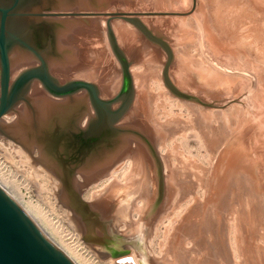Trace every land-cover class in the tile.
Listing matches in <instances>:
<instances>
[{
  "label": "rangeland",
  "instance_id": "rangeland-1",
  "mask_svg": "<svg viewBox=\"0 0 264 264\" xmlns=\"http://www.w3.org/2000/svg\"><path fill=\"white\" fill-rule=\"evenodd\" d=\"M100 1V4L97 5L98 10L119 8L129 11L176 13L171 16L145 20L160 21L161 27L154 26L158 30L161 29L157 32L169 42L172 48L173 61L169 70L171 81L180 92L195 96L199 101L182 99L172 94L164 85L162 72L166 55L162 49L156 48L154 45L152 47L158 50L161 59L158 58V61L156 59V66L153 65L154 68L157 67V72L154 75L156 79L147 77L149 82L147 91L150 89L156 95L158 86L163 85L172 100L190 106L194 105V109L206 112L209 117V128L205 129L206 126H203L207 136H205V140L208 139L205 144L204 141L191 133L188 134L189 137L188 135L184 137L185 140L180 135L172 136L170 134V136L166 135L163 137L164 139H160L150 114L151 120L149 119L148 124L151 128H155L152 131L160 144L162 153L170 156L171 167L180 172L184 166L181 164L183 159L187 161L193 157L198 165H202L206 170L213 174L216 172V176L218 175L220 184L213 183L217 184L213 186L211 202H216L219 194L222 196L219 205L215 207L214 211H210L211 214L204 219L205 221L200 218V215L197 218L194 214L189 221L186 214L190 213L188 210L194 205V202L192 203L193 195L185 196L188 189L178 192V188L174 187L175 191L172 192V197L169 199L166 176L165 201L167 199L166 206L170 211L167 210V207L166 212L162 210L163 214L158 222L150 227L151 235L147 245L153 257L152 264H157L155 257L162 259L165 255L170 261L182 259L185 251H187V258L198 257L201 260H204L205 255L209 253L212 264H264V0ZM123 2L126 7L122 6ZM92 4V7H88L95 9V4ZM116 6L117 8H114ZM78 8L84 10L86 7L81 4ZM117 21L128 24L121 19L114 20V23ZM95 23L94 18L87 19L86 23H80L85 26L84 30L78 31L77 34L74 32V35L71 32L59 35L58 52L61 57L64 51L71 47L69 41L73 40V43L77 41L76 49H72V52L67 54L62 62L49 61L51 72L60 81L71 75L75 77L84 72L91 77L87 79L88 81H99L106 88L110 83L118 84V62L109 45L106 18H103L101 23ZM116 28L117 23L114 30L118 33ZM128 37H130V33L125 34V32L118 37L121 45L123 40L126 41ZM140 42L135 43L142 46ZM143 42L149 44L145 40ZM149 45L151 46V44ZM125 48L128 47L125 46ZM67 51L70 52V50ZM132 56L135 57V55ZM82 57L83 60H81ZM12 61L14 78L23 68L34 64L33 62H19L17 55H13ZM74 64H80V66L74 69ZM69 65L70 67L73 65V67L70 68ZM139 66H142V63H136L132 70L141 68ZM111 75L114 76L110 78ZM37 86L39 87V84ZM44 94L45 91L41 98L44 97ZM147 97L149 94L143 93L140 100L146 113L150 112ZM175 112L178 113V110L175 109ZM182 112V118L187 119V112L185 110ZM165 121L163 119L162 122ZM209 131L210 133H208ZM0 143L11 151L8 150V153L7 150L0 148V170L4 171L3 173L9 180L16 185V192L18 196L20 194L19 198L24 202L28 201L37 205L58 230H62L64 233L65 229L71 230L68 225L69 221H65V217H63L60 202H57L53 196L54 190L48 186V190H50L48 192L42 185L43 182L33 179L29 166H25L21 157L15 154L16 149L22 148L1 136ZM22 151L24 152V149ZM24 153L25 159H28V154ZM183 174L179 175L187 178L185 174L190 173L185 171ZM225 175L231 179L229 180ZM182 176L179 178L183 179ZM215 186H217L216 189ZM221 189H223V194L220 193ZM203 191V187L201 189L198 186L196 189V195L202 201L205 199ZM174 200L179 202L176 208L171 204ZM55 203L56 205L53 207L52 204ZM181 220H185V224L190 225L189 228L186 225L185 228L179 226ZM215 243L219 244L220 249L216 247ZM220 253L223 254V257L220 256ZM91 255L99 264H110L111 260H114L113 258H101L92 253ZM211 260L209 261L211 262ZM129 264L132 263L129 262Z\"/></svg>",
  "mask_w": 264,
  "mask_h": 264
},
{
  "label": "flooded vegetation",
  "instance_id": "flooded-vegetation-1",
  "mask_svg": "<svg viewBox=\"0 0 264 264\" xmlns=\"http://www.w3.org/2000/svg\"><path fill=\"white\" fill-rule=\"evenodd\" d=\"M5 1H8L7 6H11L15 0ZM19 1L21 8L19 15L28 19L27 24L32 29L34 25H38L37 21L34 22V19L40 14H69L70 16L64 17V21L71 20L74 23H86L87 19L94 18L98 24L102 22L103 18H106L109 45L118 62V84L110 83L106 88L99 82L85 80L99 87L98 97L102 102L100 106L92 105L88 90L80 91L72 100L68 97L58 100L63 105L50 106L53 111L43 112L41 107L36 105L34 107L35 120L39 125L36 135L40 137L42 143L50 145L49 148L52 152L50 158L52 160L64 163L72 162L75 165L77 164L78 168L80 167L79 170L82 174L93 172L100 176L87 184L80 178V181L85 185L81 198L86 202V205H80L79 207V211L84 218L81 228L78 229V235L85 250L101 258H113L115 264H129V262L122 260L125 258L134 259L136 264H152V254L148 249L147 242L151 235L150 227L158 222L163 214L162 210L166 212L165 181L169 172L167 173L168 170H166L163 158L164 154L160 150V144L155 134L149 131L144 123L145 120L149 121L150 113L143 110L142 103V109L139 112L134 111L137 102L136 91L130 105H128L130 101L128 98L129 93L127 92L122 96L124 67H127L132 73L133 67L140 60L133 57L123 44L124 47L121 45L118 38L119 34L114 30L118 21L114 23V20L121 19L133 28L135 27L128 20H140L155 40L151 41L144 32L137 28L135 30L142 39L165 52L166 64L168 54L165 48L166 46L172 48L169 42L157 32L161 29L158 30L154 26L161 27L160 21L156 19L146 21L145 19L171 16L176 13L129 11L119 8L98 10L97 5L100 4V0H85L86 3L84 0H80L81 2L79 0H66L68 7L63 5L61 0ZM92 3L95 4V9L88 7H92ZM81 4L86 7L83 8L84 10L78 8ZM125 5L123 3L122 6L126 7ZM114 8H117V6ZM44 19L46 21H42V29H39L41 32L33 37L47 44L45 45L47 48L53 38H56L58 43L59 35H55L48 30L49 24H52L54 18L45 17ZM109 19H111L110 22L118 46L125 57L123 65L110 42L108 34ZM45 22L47 29H44ZM69 43L71 47H68L69 49H66L64 54H69L72 49H76L77 41L73 43V40H70ZM67 50H70V52ZM40 66V62L36 61L34 64L23 68L20 73ZM78 66L80 64H75L74 69ZM52 75L55 76L53 73ZM210 75L212 76V74ZM113 76L111 75L110 78ZM132 77L134 79L133 74ZM74 80H78V78L71 75L65 80L59 81L65 85ZM41 92L42 88L38 90L36 85L33 84L30 89V97L39 102V98L42 97ZM120 95L122 98H120ZM70 108L76 110L74 112L63 111ZM19 110L22 114L26 113V106H20ZM34 155L37 157L38 153L36 152ZM94 191L98 192V195L96 194L95 198H91ZM118 261L122 262L118 263Z\"/></svg>",
  "mask_w": 264,
  "mask_h": 264
},
{
  "label": "water",
  "instance_id": "water-1",
  "mask_svg": "<svg viewBox=\"0 0 264 264\" xmlns=\"http://www.w3.org/2000/svg\"><path fill=\"white\" fill-rule=\"evenodd\" d=\"M7 2L0 0V136L26 150L32 159L50 174L56 181L61 196L68 197L71 201L70 205L65 206L63 204L64 209L82 224L84 217L80 213L79 207L80 205H86V202L81 198L85 185L80 181V178L84 180V176L77 164L54 161L50 158L52 153L49 148L50 145L42 143L43 141L36 135L39 125L35 120L34 107L43 101L48 102L49 106H61L63 103L58 100L67 97L72 100L82 90L89 91L92 105L100 106L102 102L98 97L99 87L94 83L80 79L63 85L58 78L52 75L49 65V61H55V58L60 56L57 39L53 38L49 47L46 48L45 45L47 44L33 37L41 32L39 29H42V21H46L45 17L54 18L52 24H49L48 30L57 35L54 28L60 26L64 22V17L70 16L69 14H40L34 19V22L37 21L38 25H34L32 29L27 24L28 19L19 15L21 10L20 1L15 0L11 6H7ZM110 21L111 19L108 20L110 42L123 65L125 57L118 46ZM128 22L144 32L149 40H155L140 20L129 19ZM44 29H47L46 22L44 23ZM165 51L168 54V60L164 65L162 77L164 85L172 94L182 99L199 101L195 96L180 92L171 81L169 70L173 61L172 49L166 46ZM13 55H17L19 60L25 59L33 63L40 62L41 66L27 69L14 78ZM33 84L36 86L39 84V88H42V94L45 91V98H39V102L30 97V89ZM135 91L132 73L127 67H124L122 96L127 92L129 93L128 98L130 101L128 105L132 102ZM122 96L120 95V98ZM22 105L26 106V113L23 114L19 110ZM9 117L13 119L7 121L6 118ZM17 117L18 119H16ZM28 139L38 142V147L34 146L35 142H27ZM43 146H46L44 151L47 154V161L41 157ZM36 152L38 153L37 157L34 155ZM58 198L61 202V197ZM122 260L135 264L131 258ZM0 264H75L45 237L24 209L1 186Z\"/></svg>",
  "mask_w": 264,
  "mask_h": 264
},
{
  "label": "bare ground",
  "instance_id": "bare-ground-1",
  "mask_svg": "<svg viewBox=\"0 0 264 264\" xmlns=\"http://www.w3.org/2000/svg\"><path fill=\"white\" fill-rule=\"evenodd\" d=\"M72 1H74V0H72ZM84 1H83V3H84ZM103 1L104 0H102V2ZM61 2L63 3V5H66V7H68V2L66 0H61ZM85 3H86V1H85ZM150 23H152V22L150 21ZM54 29H55V31H57V34H59L60 36L62 35V33L63 34H66L68 32L69 33L71 32V34L73 33V35H74L75 34L74 32H76V34H77L78 31L84 30L85 29V26L80 25V22L74 23L73 21L70 20V21H67V22L64 21L60 26H56V28H54ZM99 29H101V28L99 27ZM116 29H117V31H118V33L120 35H122L124 32H125V34L126 33H130V37H128V39L126 41L123 40V44H124V46H127L128 47L127 49L129 51V53L130 54L132 53V55H135V57L140 60L138 62H141L142 63V66H139L141 68H135L132 71L133 74H134L133 76H134L135 81H136L135 82L136 89L138 91V93H137V102L135 104V110L134 111L139 112L142 109L141 108V102H140V100L142 99V94L143 93H148L149 94V97H147V99H148L147 100L148 101V104L147 105L150 106V108H149V111L150 112L149 113L152 115V122L156 126V132L158 133L160 139H164L163 137H166V135H169V134L172 135V136L173 135L174 136L175 135H180L181 137L184 138V137H186V135H188V134L191 133V134H194L200 140L204 141V143H205L208 140V139L205 140L206 139L205 138V136H206L205 135V132H206L205 129L206 128L207 129L209 128L208 127V125H209L208 124L209 123L208 114L206 112H204V111H197L196 109H194V107H193L194 105L193 106L192 105L190 106L188 104H185V103H181V102L172 100V98L170 97L169 92H167L166 89L163 88V85L162 86H158V93H156V95H155V93H153V91L151 92L150 89H149V91H147V88L149 87L148 86L149 85V82H148L147 77H151V78L156 79V76H154V75L157 72V67L154 68L153 65L156 66V59H157V61H158V58L161 59V56L159 55L158 50H156L155 47L153 48L152 45L150 46L147 43H144V42L142 43V41H144V40L141 38V36L139 35V33L135 29L130 28L129 26H127L126 24L124 25V24L118 22ZM65 37H66V35H65ZM141 39H142V41H141ZM135 42H137V43L140 42L142 46H139L140 44H137ZM145 47H148V48H145ZM66 55L67 54H63L62 57H61V55L58 56L57 58H55L56 60L54 59L55 60L54 62L55 63L62 62L63 59H64V57ZM76 55H78V54H76ZM80 56H82V55H80ZM81 60H83V57H82ZM23 61H25L26 63L28 62L25 59H21L19 62H23ZM66 62H67V60H66ZM70 64H72V63H70ZM196 64H198V63H196ZM193 65H194V63H193ZM71 66L73 67V65H71ZM69 67H70V65H69ZM72 67H70V68H72ZM142 67H143V69H142ZM68 72H71V71H68ZM82 73L83 74H81V73L80 74H77L75 77L76 78H81V79H84V80L85 79L87 80V79L91 78L89 75L85 74L84 72H82ZM36 87H37L38 90H40L38 86H36ZM38 106L41 107V110L43 112L53 111V109L50 108L48 102H44V101L42 103L39 102ZM175 109L178 110V113L175 112ZM75 110H76L75 108H70V109L63 110V111L74 112ZM184 110L187 112V119L182 118V115H183L182 114L183 113L182 111H184ZM12 119H13L12 117L6 118L7 121H11ZM163 119L166 120V121L165 122H162ZM144 123L146 124L147 128L149 129V131H151L152 133H154V131H152L153 128L150 127V125L148 124V121L145 120ZM203 126L204 127L206 126L205 129H204ZM210 131L208 133H210ZM209 136H210V134H209ZM188 137H189V135H188ZM184 140H185V138H184ZM27 142H32L33 143L35 141H33L32 139H28ZM37 143L35 142L36 145L34 144V146H37L38 145ZM29 144H31V143H29ZM209 144H211V142ZM210 147H211V145H210ZM0 148L2 150H7V151L9 150L10 151L9 148H6V146H4L1 143H0ZM19 148H22V147H19ZM204 148H205V146H204ZM13 149H12V151H14ZM22 149H16L15 150V152H16L15 154H17V156L21 157L22 163L24 162L23 164L25 166L26 165L29 166L30 174L33 176V179H35L36 181L40 180L41 182H43L42 185L45 187V189L48 192L50 191V190H48L49 187H51L54 190V195L53 196L57 199V202L59 201V198L58 197H61V200L62 201L60 202L61 203L60 206H62V209H63L62 210L63 211V217H65V221H69L68 222V225L71 227V230H66L65 229L64 230L65 233L62 232V230L61 231L58 230L54 226V224H52L45 217L44 212L37 205L33 204L32 202H28V201L27 202H24L23 200H21L19 198L20 194L18 196V194L16 192L17 191L16 185H14L9 180V178L3 173L4 171L2 172L1 170H0V186L10 195V197L13 200L15 199L16 202L24 209V211L36 223V225L41 230V232L45 235V237H47V239L50 242H52L53 245H55L62 253H64L68 258H70L75 264H99L98 261L94 258V256L91 255L90 253H88L85 250V248L82 246V244L80 243V238H78L79 237V235H78V229H79V227L81 228V225L82 224L77 219L73 218L68 213V211L65 210L64 207H63V204L65 206L71 204L70 199L68 197L61 196V194L58 192V185H57L56 181L50 176V174L45 169H43L40 165H38L36 163L35 160L32 159V157L29 155V153L26 150H24V152H26L28 154V156L31 159V161H30L29 158H28L29 160L28 159H25L26 158V155L22 151ZM42 149L43 150L41 151V154L43 153V155L41 157L43 158V160H46L47 159V154L44 151V149H46V146H43ZM205 149H207V148H205ZM9 151H8V153H9ZM169 153H170V151H169ZM208 153H210V152H208ZM171 157H172V155H171ZM163 158L165 160V164H166V168H167L166 170H168V172H169L168 178H167V182H168V185H169V186H167L169 188L168 189V191H169L168 192L169 199H171V197H172L171 196L172 192L175 191V188L174 187L178 188L177 189L178 192H181L180 190H186V189H188L189 191L187 193H185V196H187V195L188 196L189 195H193L192 203L194 202V205H192L191 206V209L188 210L190 213L186 214L187 216L185 215L187 217V219H189V221H190L191 218L193 217L192 214H194V216H196L197 218L200 215V218L203 219V220L206 219L208 216H210V214H211L210 211L212 212V210L213 211L215 210V207L217 205H219L220 200L222 198V196L218 193L219 196H217L216 202H214V203H212L213 201L211 202V199L213 198L212 197L213 190H214V187L213 186L217 184V183L216 184H213V183L218 182V184H220L219 181H218V177H217L218 175L216 176V172L213 174L212 172L206 170V168H203L202 165H198L195 162V160H193V157H190L189 160H187V161L182 158L183 161L181 162V164L184 165V166L182 167L183 169H181V171H180V169H179L180 167H179L178 169H179L180 172H178L176 170V168L174 169L173 167H171L172 165H171V160H170V156L169 155H164ZM182 165H180V166H182ZM199 170H201L200 173H199ZM185 171H188L190 173V174H185V176L187 178H183L184 176L179 175V174H183V172H185ZM89 173L90 172L83 173L84 174L83 175L84 176V181H85L86 184L87 183H90V182H92V181H94V180H96V179H98L100 177V176H97L98 175L97 173H93V172H91V174H89ZM179 176H182L183 179H180ZM228 176L230 177L231 175H228ZM225 177H227V176L225 175ZM228 179L230 180L231 178H228ZM222 185H224V184H222ZM198 186L201 187V189L203 187V190H204L203 192H204V197H205L204 201H202L196 195L197 194L196 193V189H197ZM217 186H215V189H216ZM229 188H231V187H229ZM222 190L223 189H221V192H220V190H217V192L222 193ZM96 194L98 195V192H95L94 191V193L91 195V198H95L97 196ZM189 200H191V198H189ZM178 203L179 202H177V201L174 200L173 203H171V204L174 205L175 208H176ZM52 205H53V207H55L56 203L55 204H52ZM99 207L100 206L98 205V208ZM166 207H167V210L170 211L168 209V206H166ZM207 207H209L208 208L209 211L206 210ZM169 208H170V206H169ZM188 208H190V207H188ZM185 223H186L185 220L184 221L181 220V222L179 223V226H182V227L184 226L183 228H185V225H186ZM202 224H205V223L202 222ZM207 225H210V224H207ZM188 226H190V225H188ZM177 230L179 232V228ZM210 243H211V241H210ZM211 244H213V243H211ZM215 245H216V247L219 248V244L215 243ZM193 251H195V250H193ZM186 253H187V251H185L184 256L182 257V259L179 258V259H174L173 261H170L168 259L167 255H165L162 259H159V258L155 257V261H156V263H162V264H212V260H211V257L209 255V253H207L206 255L204 254L205 255L204 260H201V258H198V257H196V258H191V257L190 258H187V254ZM220 256L223 257V254L220 253ZM185 257H186V259H185ZM114 260H111L110 264H115L116 262ZM209 260H211V262ZM120 262H122V261H118V263H120ZM135 264H136V262H135Z\"/></svg>",
  "mask_w": 264,
  "mask_h": 264
},
{
  "label": "crops",
  "instance_id": "crops-1",
  "mask_svg": "<svg viewBox=\"0 0 264 264\" xmlns=\"http://www.w3.org/2000/svg\"><path fill=\"white\" fill-rule=\"evenodd\" d=\"M98 81V80H97ZM96 82V81H95ZM99 82V81H98Z\"/></svg>",
  "mask_w": 264,
  "mask_h": 264
}]
</instances>
